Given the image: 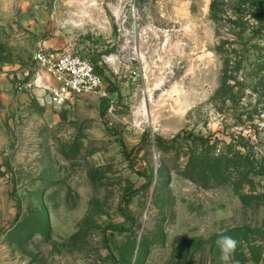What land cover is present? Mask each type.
<instances>
[{"label":"rangeland","instance_id":"374dc122","mask_svg":"<svg viewBox=\"0 0 264 264\" xmlns=\"http://www.w3.org/2000/svg\"><path fill=\"white\" fill-rule=\"evenodd\" d=\"M211 2L0 0V264H264V39ZM40 45L104 93L52 102Z\"/></svg>","mask_w":264,"mask_h":264},{"label":"trees","instance_id":"16d2710c","mask_svg":"<svg viewBox=\"0 0 264 264\" xmlns=\"http://www.w3.org/2000/svg\"><path fill=\"white\" fill-rule=\"evenodd\" d=\"M210 14L217 25V35L221 41L217 51L221 53H225L228 45L242 46L244 50L254 46L258 48L259 45L252 44L264 39V0H212ZM259 49H264V46ZM199 139L205 140L203 137ZM227 157L226 151H220L213 161Z\"/></svg>","mask_w":264,"mask_h":264},{"label":"built area","instance_id":"2783aa9c","mask_svg":"<svg viewBox=\"0 0 264 264\" xmlns=\"http://www.w3.org/2000/svg\"><path fill=\"white\" fill-rule=\"evenodd\" d=\"M38 70L53 78L51 100L63 104L70 95L104 93V77L89 59L73 51L54 53L40 45L35 53Z\"/></svg>","mask_w":264,"mask_h":264},{"label":"clouds","instance_id":"9594fccd","mask_svg":"<svg viewBox=\"0 0 264 264\" xmlns=\"http://www.w3.org/2000/svg\"><path fill=\"white\" fill-rule=\"evenodd\" d=\"M219 250L220 264H239L238 261H234V255L238 246V241L232 236L220 234L215 241Z\"/></svg>","mask_w":264,"mask_h":264}]
</instances>
